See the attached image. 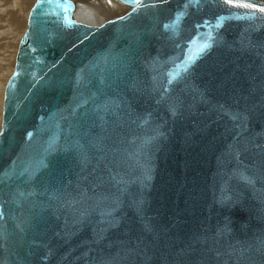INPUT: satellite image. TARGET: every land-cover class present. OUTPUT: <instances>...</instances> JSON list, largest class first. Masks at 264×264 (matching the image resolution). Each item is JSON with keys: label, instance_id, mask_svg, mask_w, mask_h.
Instances as JSON below:
<instances>
[{"label": "water", "instance_id": "water-1", "mask_svg": "<svg viewBox=\"0 0 264 264\" xmlns=\"http://www.w3.org/2000/svg\"><path fill=\"white\" fill-rule=\"evenodd\" d=\"M36 0L0 128V264H264V1Z\"/></svg>", "mask_w": 264, "mask_h": 264}, {"label": "bare ground", "instance_id": "bare-ground-1", "mask_svg": "<svg viewBox=\"0 0 264 264\" xmlns=\"http://www.w3.org/2000/svg\"><path fill=\"white\" fill-rule=\"evenodd\" d=\"M72 1H74L76 5H79L78 11L76 12V16L78 20L92 26H101L103 23L107 21H110L117 17L124 16L131 9V7H129L128 5L123 4L122 2L117 0H72ZM257 1H262V0H257ZM26 2L27 0H0V21L2 20V17H4V19L6 18V21H8L16 31L22 29L24 25L23 13L25 11L24 6L27 4ZM85 3H87L88 5H86ZM14 8L16 11H14ZM12 73L13 72L10 71L9 76H11ZM8 80L9 79L7 76L5 82L7 83ZM3 85L4 87L0 85L3 88V90H1L0 92V102H2V104L4 102L3 94L5 92V86H6L5 84ZM0 111L2 112V110ZM1 124H2V115L0 113V128H1Z\"/></svg>", "mask_w": 264, "mask_h": 264}, {"label": "rangeland", "instance_id": "rangeland-1", "mask_svg": "<svg viewBox=\"0 0 264 264\" xmlns=\"http://www.w3.org/2000/svg\"><path fill=\"white\" fill-rule=\"evenodd\" d=\"M262 1H264V0H262ZM35 2H36V0H27V2H26L27 4L24 6L25 11L23 10L24 11V13H23L24 25H23L22 29H20L19 31H16L14 29V27L11 26V24L8 21H6V18L4 19V17H2V20L0 21V85L2 87H4L3 84L6 85L5 80L7 79V76H8V79L10 77L9 72L14 71L16 54L18 51L20 40H21L23 34L25 33V31L27 29L28 16H29V13H30L32 7L34 6ZM85 4L88 5L87 3H85ZM14 11H16L15 8H14ZM1 86H0V92H1V90H3V88ZM1 101H2V99H1ZM0 110H3L2 102H0ZM0 113L2 115L1 111H0Z\"/></svg>", "mask_w": 264, "mask_h": 264}, {"label": "snow or ice", "instance_id": "snow-or-ice-1", "mask_svg": "<svg viewBox=\"0 0 264 264\" xmlns=\"http://www.w3.org/2000/svg\"><path fill=\"white\" fill-rule=\"evenodd\" d=\"M51 2V0H49ZM226 4H231L233 7L244 8V9H253L254 5L250 2H244V0H224ZM260 12H264V7L259 9Z\"/></svg>", "mask_w": 264, "mask_h": 264}]
</instances>
